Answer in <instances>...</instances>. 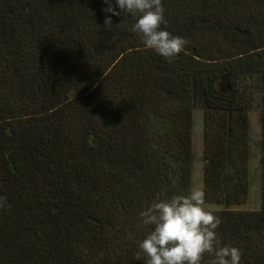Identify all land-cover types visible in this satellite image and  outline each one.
Segmentation results:
<instances>
[{"label": "trees", "instance_id": "trees-1", "mask_svg": "<svg viewBox=\"0 0 264 264\" xmlns=\"http://www.w3.org/2000/svg\"><path fill=\"white\" fill-rule=\"evenodd\" d=\"M162 5L188 42L171 59L105 0H0V264H146L140 213L194 187L197 110L217 237L264 264V0ZM255 109L260 207L231 209L250 195Z\"/></svg>", "mask_w": 264, "mask_h": 264}, {"label": "clouds", "instance_id": "clouds-1", "mask_svg": "<svg viewBox=\"0 0 264 264\" xmlns=\"http://www.w3.org/2000/svg\"><path fill=\"white\" fill-rule=\"evenodd\" d=\"M103 11L112 16L132 15L136 22L132 30L143 37L145 49L171 59L185 51L188 43L180 36H172L162 29L167 24L162 0H115L119 11L113 9L110 0ZM105 28H112L110 17ZM4 199L0 198V207ZM144 225L153 230L139 244L146 264H201L205 254L213 256L211 264H241L242 252L232 246H221L216 230L221 220L205 204V193L193 187L187 195H174L168 200L152 203L140 213Z\"/></svg>", "mask_w": 264, "mask_h": 264}, {"label": "rangeland", "instance_id": "rangeland-1", "mask_svg": "<svg viewBox=\"0 0 264 264\" xmlns=\"http://www.w3.org/2000/svg\"><path fill=\"white\" fill-rule=\"evenodd\" d=\"M251 122V137L253 141L252 145V159L250 162L251 173V188L250 195L247 202L244 205L238 207H231V209L237 210H258L260 207V126H259V110L255 109L250 113ZM203 139H202V113L201 111H195L194 113V134H193V151L195 155V163L193 170V184L194 187L203 189L202 174H203ZM208 210H221V207H215L207 205Z\"/></svg>", "mask_w": 264, "mask_h": 264}]
</instances>
